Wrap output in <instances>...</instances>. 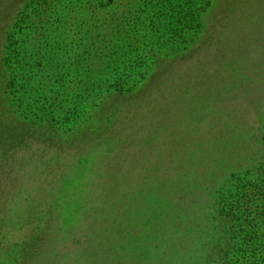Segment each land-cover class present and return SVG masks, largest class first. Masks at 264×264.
<instances>
[{
	"label": "rangeland",
	"instance_id": "rangeland-1",
	"mask_svg": "<svg viewBox=\"0 0 264 264\" xmlns=\"http://www.w3.org/2000/svg\"><path fill=\"white\" fill-rule=\"evenodd\" d=\"M192 1L193 5L183 4L184 0L122 1L121 5L134 4L132 13L128 15L135 29L127 44V62L116 60L108 63L106 52L102 50L107 45L101 47L96 40L90 45L97 47V51L92 48L87 53L89 49H85L88 45L84 36L64 37L62 46L67 54L74 53V47H78L82 49L83 63H104L98 73H92L97 74L87 78L93 79V95L99 97L95 101L101 104L103 100L107 109L102 115L104 121L92 136L57 129L47 135L36 129L46 127L37 119L32 129L19 128L14 134L4 133L0 137V264H129L130 256L122 255L121 248L131 250L140 235L135 232L137 227L129 230L126 226L131 227L130 221L123 224L122 231L115 229L114 237L109 231L104 237L100 236L99 227L95 232L88 229L81 232L75 227L81 217L87 218L101 206L108 207L114 214L132 204L133 196L120 198V194L116 193L118 191L104 199L109 197L107 184L112 188L114 179L121 194H128V190L133 192L140 186L142 190L146 187L148 192L153 193L147 200L158 199L163 204L166 197L160 194L162 189L169 190L167 183L170 180L189 181L205 176V182L210 185V195L213 193L214 196L211 201H217L218 210L220 205L228 210V206H234L232 200L241 197L243 191L237 187V180L244 181L243 175L231 178L225 166H220L213 177L208 174L217 170L214 168L216 164L211 162L213 156H221L220 149L213 147L216 125L231 131H235L237 125L243 130H250V138L256 142L253 152L261 144L264 145V137L260 134V129L264 130V127L254 123L251 113V108L255 106L250 101L248 109L244 107L251 93L241 89L245 76L252 77L257 88L262 83L264 5L247 2L231 10V0H212L214 5L208 12L205 0ZM5 5L13 7L10 1ZM82 5L88 4L83 1ZM95 6L96 3L92 7L88 5V8ZM189 8L193 13L202 9L200 21L193 20L188 14ZM8 11L5 14L0 11L1 52L8 44L5 43V27L13 10L8 8ZM248 12L252 13V18H249ZM229 13L235 16V22L230 21ZM168 27L173 30L167 31ZM32 33H17L15 37L21 58L25 52V55H32L27 48L34 42L30 36ZM249 38L253 42V46L249 45L251 47L246 45ZM147 42H150L149 47L144 46ZM219 42L225 43L229 51L234 50L233 53L236 50V55H228L224 59L219 51ZM139 52L142 53V61L134 59ZM119 55L120 52L115 57ZM73 59L71 63L76 61ZM3 61L0 54V81L9 77L4 73L7 66ZM11 67L20 74V63H12ZM116 70L120 73H114L117 77L112 79L111 74ZM60 71H64V65ZM83 73L86 75L85 70ZM12 74L16 76L14 71ZM119 78V89L126 95L106 97L100 84L108 87ZM229 82L233 84L229 85ZM133 92L137 97L133 99L136 107L133 119L125 115L120 116L121 120L117 116L112 117L122 99L130 97ZM217 94L221 104L216 105ZM23 110L25 112L21 110L17 117L22 115L27 123L32 122L33 107ZM260 110L264 113V106ZM236 112L240 116L234 118ZM204 117L208 124L201 126L198 120L201 123ZM82 124L87 125L85 120ZM36 132L38 138L35 137ZM26 156L38 158V162L47 161L48 170L41 180L46 184L45 190L40 193L38 189L37 194L30 189L29 194L32 195H23L19 200L22 204L29 201L28 205H32L33 209L22 211L24 214L9 212L6 208L15 200V192L9 193L12 176L26 164ZM225 172L227 176L222 174ZM260 185L264 186L263 183ZM204 188L207 189V186ZM230 196L233 198L230 199ZM204 201L209 203L210 200L205 198ZM136 204L140 206L141 201ZM208 207L213 217V203ZM53 223L58 227L50 228ZM95 243L107 246L104 244L106 248L90 258V245Z\"/></svg>",
	"mask_w": 264,
	"mask_h": 264
},
{
	"label": "trees",
	"instance_id": "trees-1",
	"mask_svg": "<svg viewBox=\"0 0 264 264\" xmlns=\"http://www.w3.org/2000/svg\"><path fill=\"white\" fill-rule=\"evenodd\" d=\"M8 1L13 7L5 5ZM83 1H86L90 7L94 3L97 6L93 9L88 8V5L81 6ZM122 1L124 0H0L2 14L9 12L8 8L13 10L12 16H8L9 22L5 27L7 36L5 43L8 44L5 50H2L3 53L0 51L4 58L3 63L7 66L4 73L9 76L0 81V137L4 133L14 134L19 128L32 129L37 119L41 124H46V127L42 129L40 126L36 129L47 135L55 133L54 129L89 136L96 133L104 121L103 112L107 109L103 100L101 104L95 101L99 97L93 95L95 91L93 79L87 78L97 74L104 63H88L87 61L85 64L86 61L82 62V49L74 47L75 52L67 54L62 42L65 36L68 38L70 35L84 36L88 45L85 49H89L87 53L92 48L97 51V47L90 45L93 40H96L95 42L101 47L107 45L108 49L104 47L102 50L106 52L105 60L108 63L116 60L127 62L129 60L127 44L135 29L128 15L132 13L134 4L131 2V6L121 5ZM184 1L183 4L186 5L194 4L192 0ZM205 1L208 5L206 11L209 12L214 2ZM247 2L258 6L264 5V0H231L230 9L246 5ZM201 12H203L202 9L195 13L191 11V8L188 9V14L195 22L202 18ZM231 15L229 13L230 21L235 22V16ZM248 16L253 17L251 12H248ZM9 23L12 25L9 26ZM262 29H264V22ZM123 30L126 32L123 33ZM172 30L171 27L167 29V31ZM30 31L34 32L30 35L34 38V42L27 48L32 55H25L26 48L21 58L20 47L15 37L17 33L24 35ZM249 39L250 42H247ZM249 39L246 45L253 46L252 38ZM216 41L217 39L215 43ZM40 42H43L41 46ZM149 44L150 42H147L144 46L149 47ZM225 45L222 42L218 45L224 59L228 55H236V50L233 53L234 50L229 51ZM118 52L120 55L115 57ZM261 56L264 57V53ZM73 57L76 61L71 63V60H74ZM134 59L142 61V53H136ZM12 63H20V74L11 67ZM62 65H64V71H60ZM12 71L16 76L12 74ZM93 72L97 73L92 74ZM117 72L120 73L119 70L112 72V79L117 77L114 74ZM120 82L121 78L108 87L100 84L103 88L102 93L108 98L126 95L119 89ZM232 82H229V85H232ZM263 87L264 75L258 88L255 80L246 76L241 87L251 93L244 107L248 109L247 103L250 101V104L255 106L254 109L251 108V113L255 118L254 123L259 124L260 128L264 127V113H261L262 109L260 110L264 106ZM130 95L122 99L123 102L114 110L112 117L117 116V119L121 120L123 118L120 116L125 115L127 118L132 116L133 119L136 108L133 99L136 94L133 92ZM218 95H216V105L221 104ZM26 107H33L35 110V113L30 112L32 122L27 123L25 116L17 117L21 110L22 113L25 112L23 109ZM239 114L236 112L233 117L237 118ZM82 120H85L87 125H83ZM198 124L204 126L208 124V121L204 117L201 123L198 120ZM218 126L214 128L213 147L220 149L219 154L221 153L223 157L218 158L212 155L211 162L216 164L214 168L217 170L208 175L212 174L213 177L220 170H218L220 166H225L230 172L229 177L239 175L245 177L244 181L237 180V187L241 188L243 193L236 201L232 200L231 203L234 206H228L226 210L225 206L220 205L218 210L217 201H211L214 196L212 197L213 193L210 195L208 188L210 185L205 182L206 176L201 177L202 174L199 176L205 179L204 181L202 179L178 182L170 180L171 182L167 183L169 190L166 192L162 189L160 194L161 197H166L163 199L164 204L158 199L147 200V197L153 193L148 192L146 187L142 190L140 186L133 192L128 190V194L123 192L121 194L119 185L114 179L112 188L107 184L109 197L104 199L114 196L115 191H118L116 193L120 194V198L124 195L133 196L132 204L114 214L110 213L108 207L101 206L102 208H97L87 218L81 217L80 223H76L75 227L80 228L81 232L87 229L95 232L99 227V235L104 237L108 231L111 236L115 229L122 231L123 224L130 221L131 227L125 223L126 226L129 230L137 227L135 232L140 235L135 245L130 248L131 250L121 248L122 255L126 257L129 254L131 260L129 264H264V186L260 185L261 183L264 185V145L261 144L253 152L256 142L250 138L252 134L250 130H243L239 125L236 126L235 131ZM260 130V134L264 137V130ZM43 133L40 134L44 135ZM34 134L35 137H39L37 132ZM216 154H218L217 151ZM26 157V164L19 167L18 172L12 176L10 186L12 188L9 193L15 192V200L8 209L6 208L9 212L24 214L22 211L28 212V209H33L32 205H28V199L25 204L19 200L23 195H32L29 194L30 189L37 194H39L38 189L40 193L44 192L43 189L45 190L46 184L41 180L44 179L42 175L48 170L47 161L38 162V158ZM222 174L227 176V172ZM205 185L207 189L204 188ZM205 198L210 200L209 203L204 201ZM140 201L141 204L138 206L136 203ZM212 203L213 217L208 207ZM104 226L106 228H103ZM52 227L58 226L53 223L50 228ZM104 244H91L89 257L92 258L102 248H106L107 244L106 246Z\"/></svg>",
	"mask_w": 264,
	"mask_h": 264
}]
</instances>
